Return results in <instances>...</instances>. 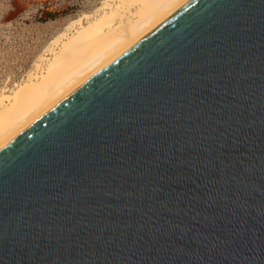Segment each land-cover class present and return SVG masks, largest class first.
<instances>
[{
    "label": "water",
    "instance_id": "water-1",
    "mask_svg": "<svg viewBox=\"0 0 264 264\" xmlns=\"http://www.w3.org/2000/svg\"><path fill=\"white\" fill-rule=\"evenodd\" d=\"M0 264H264V0H190L0 148Z\"/></svg>",
    "mask_w": 264,
    "mask_h": 264
},
{
    "label": "bare ground",
    "instance_id": "bare-ground-1",
    "mask_svg": "<svg viewBox=\"0 0 264 264\" xmlns=\"http://www.w3.org/2000/svg\"><path fill=\"white\" fill-rule=\"evenodd\" d=\"M190 0H106L73 21L0 93V148Z\"/></svg>",
    "mask_w": 264,
    "mask_h": 264
},
{
    "label": "rangeland",
    "instance_id": "rangeland-1",
    "mask_svg": "<svg viewBox=\"0 0 264 264\" xmlns=\"http://www.w3.org/2000/svg\"><path fill=\"white\" fill-rule=\"evenodd\" d=\"M106 0H0V93L22 82L68 25Z\"/></svg>",
    "mask_w": 264,
    "mask_h": 264
}]
</instances>
